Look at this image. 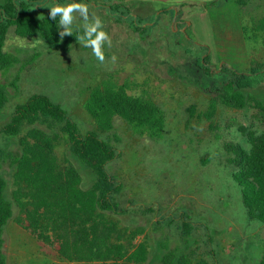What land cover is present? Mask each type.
Segmentation results:
<instances>
[{
    "label": "rangeland",
    "instance_id": "rangeland-1",
    "mask_svg": "<svg viewBox=\"0 0 264 264\" xmlns=\"http://www.w3.org/2000/svg\"><path fill=\"white\" fill-rule=\"evenodd\" d=\"M122 1L140 17L144 33L135 31L132 18L111 14L107 5L114 2L100 0L104 5L97 6L83 0H49L47 4L49 8L83 4L90 23L100 19L101 30L111 40L110 46L105 42L102 47V62L81 42L69 50H51L40 37L22 39L13 29L9 31L5 52L14 55L18 63L10 71H0V82L9 93V102L0 112V146L21 152L19 140L5 137L1 131L11 121L16 106L33 95H45L61 104L86 134L95 129L85 109L90 90L106 81L126 84L131 94L150 97L163 108L166 128L161 139L152 140L138 136L125 121L116 119L114 131L103 135L119 149V157L107 170L122 186L117 201L126 211L120 216L109 214V218L128 239L137 233L135 245H147V264H162L169 251L178 256L190 254L210 264H259L264 254V224L249 220L234 170L224 161L227 141L250 149L243 128L264 133V113L250 107L235 110L219 105L213 118L206 114L210 87H219L229 78L223 66L240 70L232 61L217 63L212 53L225 32L242 26L250 64L254 58L264 65V34H257L253 26L264 18V0H245L243 7L234 0ZM73 16L72 32L84 30L80 13ZM214 21L227 23L216 31ZM227 41L222 43H226L230 57L240 59L241 48L234 43L228 46ZM208 54L217 73L213 77L199 67ZM245 93L264 102V82ZM56 155L61 164L72 165L81 173L83 189L92 188L93 172L72 157L63 142L57 145ZM13 172L8 164L1 172L9 185V198ZM185 224L192 229L188 237L184 235ZM25 244L26 250L35 249L31 241L25 240ZM22 248L7 241L8 264H22L17 256ZM42 248L56 263L61 261L51 248Z\"/></svg>",
    "mask_w": 264,
    "mask_h": 264
},
{
    "label": "trees",
    "instance_id": "trees-1",
    "mask_svg": "<svg viewBox=\"0 0 264 264\" xmlns=\"http://www.w3.org/2000/svg\"><path fill=\"white\" fill-rule=\"evenodd\" d=\"M49 0H4L0 4V71H10L18 63L17 58L5 52L11 29L22 39L42 38L51 50H69L78 43L84 30L60 36L59 17L50 19ZM61 0H58L60 2ZM103 6L100 0H83ZM107 8L112 15L132 18L135 31L144 33L140 17L134 16L122 0ZM243 7L245 0H234ZM257 34H264V18L254 22ZM208 50V48H206ZM210 54L199 62L207 76H215ZM229 78L221 86L210 87L211 101L206 117L213 118L219 105L242 110L247 107L264 113V102L245 92L264 82V65L251 59L250 69L240 71L223 66ZM19 76H17V79ZM9 102L6 85L0 82V112ZM85 109L95 123V129L83 134L69 112L48 96L33 95L19 104L11 121L1 134L17 138L20 153L0 146V264H8L5 250L7 226L14 221L23 230L49 247L61 260L84 264H147V245H135L121 232L109 214L123 215L117 201L122 186L107 170V166L119 157V149L103 137L115 129V120L125 121L141 137L152 140L162 138L166 128L165 111L152 98L131 94L126 84L106 81L90 90ZM191 117L195 109L191 108ZM250 146L246 150L240 144L227 141L225 161L231 167L242 195V203L251 221L264 224V133L257 134L242 129ZM64 143L69 154L95 177L90 189L82 188V175L74 167L63 165L56 155V147ZM14 168L13 189L8 197L9 185L2 176L4 165ZM185 237L191 234L185 224ZM162 264H210L196 260L190 254L178 256L169 251L161 259ZM215 264H220L216 262ZM259 264H264V254Z\"/></svg>",
    "mask_w": 264,
    "mask_h": 264
},
{
    "label": "crops",
    "instance_id": "crops-1",
    "mask_svg": "<svg viewBox=\"0 0 264 264\" xmlns=\"http://www.w3.org/2000/svg\"><path fill=\"white\" fill-rule=\"evenodd\" d=\"M124 1H126L127 3L129 0H124ZM224 23L226 24L227 22L222 21V23H220L218 21L216 23L214 21V26H213L214 30H216L218 27L221 28V25ZM229 38L231 39V42H229L230 41ZM222 40L224 42L228 40L227 41L229 42L228 46L234 43L239 48H241L242 56L240 57V59L234 60L229 55V49L226 43H222L223 42L222 41L220 43H215L214 44L215 46L213 45V48H212V53L217 57V63L220 64L222 60L232 61L233 63L232 65L237 66L240 69V71H248V69H250V55L249 56L247 55L248 48H247V43H246L243 27L238 26L237 29L231 30L230 32H227V33L225 32L224 39L222 38ZM5 240H6V243L9 240L14 241V243H16L17 246H20L23 248L26 247L25 240L31 241L32 244H34L35 246L34 250H30V249L26 250V248H24V250L20 251L21 254L17 255L22 264H84V263H75V262L70 263L64 260H61L58 263H56L54 256L44 252L42 248L43 246L42 243L37 238H35L34 236L30 235L28 232L23 230L14 221H11L7 226ZM7 257H8V262H9L8 252H7ZM95 264H98V263H95Z\"/></svg>",
    "mask_w": 264,
    "mask_h": 264
},
{
    "label": "clouds",
    "instance_id": "clouds-1",
    "mask_svg": "<svg viewBox=\"0 0 264 264\" xmlns=\"http://www.w3.org/2000/svg\"><path fill=\"white\" fill-rule=\"evenodd\" d=\"M79 12L84 19V33L78 37L79 42L84 44L85 47H90L93 55L100 60H104V52L102 47L105 42L111 45V40L108 34L101 30L102 22L99 18H95L94 22H89L88 9L86 5L70 3L67 5H55L50 7V19L55 20L59 17V25L63 28L60 36L71 35V25L73 23V13Z\"/></svg>",
    "mask_w": 264,
    "mask_h": 264
}]
</instances>
